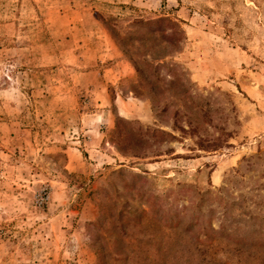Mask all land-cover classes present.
Returning <instances> with one entry per match:
<instances>
[{"label": "rangeland", "instance_id": "obj_1", "mask_svg": "<svg viewBox=\"0 0 264 264\" xmlns=\"http://www.w3.org/2000/svg\"><path fill=\"white\" fill-rule=\"evenodd\" d=\"M0 264H264V0H0Z\"/></svg>", "mask_w": 264, "mask_h": 264}, {"label": "trees", "instance_id": "obj_2", "mask_svg": "<svg viewBox=\"0 0 264 264\" xmlns=\"http://www.w3.org/2000/svg\"><path fill=\"white\" fill-rule=\"evenodd\" d=\"M159 22H161L160 20H155V21H151V22H147V23H159ZM135 69H136V67H135ZM118 122V121H117ZM119 122H121V123H123V124H126V123H128L127 121H124V120H119ZM179 129L181 130V128L179 127ZM158 133H162L161 131H158ZM140 138V139H139ZM139 138H136L135 140V144H137L139 141H141V137L139 136ZM141 155H139V153H132V155L133 156H137V157H144L145 155H142V154H144V153H140Z\"/></svg>", "mask_w": 264, "mask_h": 264}]
</instances>
